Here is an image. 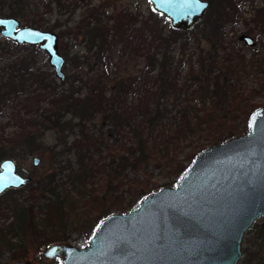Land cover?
Returning a JSON list of instances; mask_svg holds the SVG:
<instances>
[{"label": "trees", "instance_id": "obj_1", "mask_svg": "<svg viewBox=\"0 0 264 264\" xmlns=\"http://www.w3.org/2000/svg\"><path fill=\"white\" fill-rule=\"evenodd\" d=\"M21 1L1 0L0 13L20 18ZM207 2L209 12L187 29L162 24L156 17L158 14L150 7L145 12L137 7L135 10L124 7L118 16H110L108 26L98 9H89L86 16L92 19V24L87 22L89 28L85 30L86 51L80 55V60L69 59L78 68L60 81L52 71L37 66L38 50L35 46L0 40V54L10 58L0 70V105L11 102L15 106L12 114L15 128L9 134L0 128V160L21 152L33 153L43 146L44 133L51 132L56 137L50 147L53 160L58 164L59 157L65 155L76 163V168L67 174L71 186L86 189L85 185L96 172L102 175L103 193L89 189V199L69 198V190L64 193L67 196L60 194L52 174L36 182L43 201L38 207L45 210L47 217L52 215L57 219L54 226L59 228L68 220L74 222L85 216L84 232L91 233L111 209H122L123 204H118L120 200L105 204L104 193L116 195L118 192L116 199L123 191L130 190V200L124 206L134 207L139 198L159 187L155 183L148 184L150 169L168 166L169 173L179 177L193 156L203 148L202 139L207 144H216L221 140L220 134L227 138L237 132L239 127L232 124L234 116L227 119L226 113L233 108H243L247 118L259 106L246 99L236 87L240 73L245 70L243 54L235 53V58L230 52L217 55L218 50L224 52L226 49L224 23L239 15L238 7L234 4L231 13L226 6L223 7L225 3L230 4L229 0ZM258 12L264 15V8ZM38 23L32 20L28 24L40 28ZM194 27L209 43V49L197 55V67L189 66L183 80L179 81L182 61L180 58L175 60L173 52L177 49L183 53ZM115 42H122L127 56L142 53L146 63L140 74L117 79L113 86H109L105 59L106 52ZM16 48H25L27 52L14 56L11 53ZM83 66L86 69L84 72L80 70ZM152 69L154 74L149 75ZM215 70L223 75L220 83L214 75ZM149 81L151 85L147 86ZM137 89L139 94L128 100V95ZM186 92L199 101L200 107L187 104L170 114V110L165 108L167 97L173 96L172 102L176 105L180 100L178 96ZM206 100L210 103L209 109L204 108ZM168 115L173 123L166 131L159 125ZM94 118L102 124H98L95 134H89L92 129H85V123ZM194 136L196 141L191 140ZM183 141L186 143L182 144ZM184 148L189 150L184 151ZM179 152L185 163L178 160ZM100 155L107 158L106 162H99ZM130 172L136 175V179L141 173L145 175L138 190H132L128 178ZM12 202L13 205L9 203L5 206L12 210L11 224L13 221L18 226L27 224L31 219L27 210ZM66 202L67 207H64ZM257 235L250 240L252 248L243 264H262L260 254L264 250L256 243ZM64 237L61 232L58 239Z\"/></svg>", "mask_w": 264, "mask_h": 264}, {"label": "water", "instance_id": "obj_2", "mask_svg": "<svg viewBox=\"0 0 264 264\" xmlns=\"http://www.w3.org/2000/svg\"><path fill=\"white\" fill-rule=\"evenodd\" d=\"M172 28L200 21L206 0H147ZM0 37L35 46L47 56L54 77L63 80V56L54 32L19 25L0 15ZM246 46L252 37L238 36ZM39 159L32 157V165ZM10 158L0 160V195L25 186ZM264 216V105L247 118V132L206 146L193 156L175 185L160 186L124 212L103 217L86 244L59 242L44 248V258L61 264H238L242 241L253 222ZM0 264H10L0 261Z\"/></svg>", "mask_w": 264, "mask_h": 264}, {"label": "rangeland", "instance_id": "obj_3", "mask_svg": "<svg viewBox=\"0 0 264 264\" xmlns=\"http://www.w3.org/2000/svg\"><path fill=\"white\" fill-rule=\"evenodd\" d=\"M208 1V0H206ZM215 2L216 0H212ZM230 4L225 3L223 7L227 11L233 13L234 4L237 5L239 15L224 23L223 36L226 45V49L217 51L218 56H223L225 52H230L231 57L235 58L237 54H243L245 70L240 73V79L236 83L238 91H242L245 94L246 99H249L255 105H264V15L260 14L258 10L264 8V0H229ZM1 5V0H0ZM22 15L20 18H16L19 25H30L32 20H37L41 29L52 31L57 36V47L59 53L63 56L64 64L62 65L63 76H67L72 70H77V64H73L69 59L80 60V55L83 54L85 49L86 35L85 30L89 28L88 24H92V19L86 16L89 9H98L100 17L105 19L106 25L110 23V16H118L121 10L126 7L129 10H135L137 7L140 11H146L150 4L147 0H22ZM49 7V8H48ZM229 7V8H228ZM105 8L107 10H105ZM224 8V10H225ZM209 12L206 8L203 17ZM158 14V13H157ZM1 16H5L1 14ZM158 20L167 26L169 21L161 14L156 15ZM15 18V17H14ZM109 22V23H108ZM34 26V25H30ZM200 30L196 27L192 28L190 37L185 50L181 54L177 49L174 50V59L180 58L182 65L179 72V81H182L185 72L189 66L197 67L195 59L201 51H207L209 49V43L199 34ZM240 34H246L253 38L254 45L246 46L238 36ZM3 38L0 37V40ZM37 49V48H36ZM38 50V49H37ZM27 50L25 48H16L11 54H24ZM87 54V53H86ZM138 54V53H137ZM0 70L4 67L10 58L6 54H0ZM37 66H42L52 71L47 62V56L42 50H38L36 55ZM66 58L67 61H66ZM107 70L109 72L108 85L113 86V82L117 79H125L133 75L140 74L145 67V58L142 53L138 55L133 54L127 56L123 51L122 42H115L111 48L106 52ZM80 70L84 72L85 66ZM155 70H150L149 75H153ZM214 75L217 76L218 83L223 79L221 72L214 71ZM180 83V82H179ZM151 85V81L147 83V86ZM194 85L191 86L193 88ZM139 90L131 92L128 95V100H133L138 94ZM179 103L174 105L173 96H168L166 99L165 108L170 110V114H173L175 110L190 106L200 107V103L197 99H192L189 93H181L179 96ZM173 104V106H172ZM242 103H240L241 105ZM210 103L206 100L205 109L210 108ZM258 107V106H257ZM15 106L10 102L0 105V128L5 134H9L15 128L14 119L12 114ZM243 109V108H242ZM242 109L233 108L231 112L226 113V118L233 115L232 124L238 126L237 132L232 136L243 135L247 132V118H245L244 111ZM215 113L217 111L213 110ZM169 114V115H170ZM164 118L159 127L166 128V131L172 127V119L170 116ZM249 116V115H248ZM98 124H102L98 119L94 118L92 121L85 123V129L91 132L89 134H95L99 128ZM93 125V128H92ZM95 125V126H94ZM106 128V125L102 130ZM215 129L211 132H214ZM223 134V133H222ZM220 134L221 140L217 143L225 141L230 137H223ZM153 136V134H151ZM71 138V137H70ZM56 137L51 132H46L42 138V147L33 153L21 152L15 156H5L3 158H10L14 161L17 172L24 176L29 177V182L20 188L9 189L0 195V261H5L10 264H61L59 257L44 258L42 252L44 248L53 243L69 242L76 245H84L90 233L84 232V226L86 223V217L81 216L78 220L71 222L67 221L64 225H60L59 228L54 226L56 218L52 215L47 217L45 210L39 209L42 199L37 190L36 182L41 180L48 174L53 175V181L60 188V194H64L66 190H69L68 196L72 199L85 198L89 199L88 190L92 189L98 194H102L104 187L102 186V175L100 172L89 180L85 185L86 189H82L80 186H71L68 182L69 172L76 168V163L72 158H66L65 155L59 157L58 164L52 158L51 145L54 143ZM191 140L196 141V136ZM200 142V141H199ZM202 147L212 145L207 144L204 139L201 140ZM200 142V143H201ZM183 141L182 144H185ZM60 148V147H59ZM202 148V149H203ZM184 151H188V148H184ZM201 149V150H202ZM199 152V151H198ZM197 152V153H198ZM196 153V154H197ZM103 154V153H102ZM182 153L179 152L178 160H183ZM37 157L39 162L37 165H32V157ZM182 158V159H181ZM107 158L100 155L99 162H106ZM185 163L186 161L183 160ZM150 178L148 184L159 186L175 185L179 177H174L168 171V166H162L159 168H152L149 171ZM145 175L142 173L136 179V175L132 172L128 174L130 185L138 190L141 185V181ZM126 186V185H125ZM123 186V187H125ZM83 191V192H82ZM118 192H116V195ZM65 195V194H64ZM115 193H104V203L116 202L122 205V209L114 208L110 210L113 212H124L134 207H130L127 204L130 200L131 194L127 190L120 193V197L115 198ZM63 196V195H62ZM67 196V195H65ZM145 196V195H144ZM10 197L8 200L5 198ZM141 198H139L140 201ZM16 202L17 207L25 208L27 210L28 217L31 219L25 225L18 226L15 222H12L13 215L12 210L6 208L7 204ZM67 207V202L65 206ZM47 219V220H46ZM44 224L46 227L43 229ZM37 228V229H36ZM40 230H43V234H40ZM65 234L64 238L58 239L59 235ZM258 234V235H257ZM53 235L57 236L54 238ZM258 236L256 243L261 245V249L264 250V216L257 218L251 227L245 232L242 241V256L238 261V264H243L245 256L249 249H251L250 240ZM58 239V240H55ZM8 241V243H6ZM8 245V246H5ZM261 263L264 264V252L260 254Z\"/></svg>", "mask_w": 264, "mask_h": 264}, {"label": "snow or ice", "instance_id": "obj_4", "mask_svg": "<svg viewBox=\"0 0 264 264\" xmlns=\"http://www.w3.org/2000/svg\"><path fill=\"white\" fill-rule=\"evenodd\" d=\"M0 190H2V186H0Z\"/></svg>", "mask_w": 264, "mask_h": 264}, {"label": "bare ground", "instance_id": "obj_5", "mask_svg": "<svg viewBox=\"0 0 264 264\" xmlns=\"http://www.w3.org/2000/svg\"><path fill=\"white\" fill-rule=\"evenodd\" d=\"M59 49V48H58ZM59 51V50H58Z\"/></svg>", "mask_w": 264, "mask_h": 264}, {"label": "flooded vegetation", "instance_id": "obj_6", "mask_svg": "<svg viewBox=\"0 0 264 264\" xmlns=\"http://www.w3.org/2000/svg\"><path fill=\"white\" fill-rule=\"evenodd\" d=\"M78 246H80V245H78Z\"/></svg>", "mask_w": 264, "mask_h": 264}]
</instances>
